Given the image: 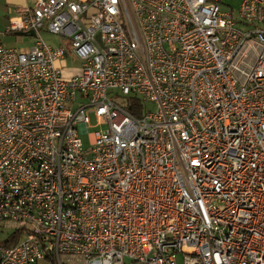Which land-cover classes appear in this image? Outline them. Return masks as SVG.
<instances>
[{"label":"built area","instance_id":"obj_1","mask_svg":"<svg viewBox=\"0 0 264 264\" xmlns=\"http://www.w3.org/2000/svg\"><path fill=\"white\" fill-rule=\"evenodd\" d=\"M16 11L35 43L0 44V264H264V0Z\"/></svg>","mask_w":264,"mask_h":264},{"label":"rangeland","instance_id":"obj_2","mask_svg":"<svg viewBox=\"0 0 264 264\" xmlns=\"http://www.w3.org/2000/svg\"><path fill=\"white\" fill-rule=\"evenodd\" d=\"M242 3V0H223V7L226 10H229L232 12L233 16L239 20V8ZM239 26H242V24H239ZM42 35L44 39L50 43V44H59V36L53 33H50L48 31H43ZM35 43V37L31 35H24V34H18L15 32H5L2 30V27L0 26V44H3L8 47H16L18 49L30 47ZM62 66H64L63 70L66 75L72 74V73H79L81 71L80 69V61L76 58L68 56V58L60 63ZM119 91L113 90L110 92V95L114 98L118 96ZM144 103V102H143ZM145 108L147 110H154L156 109V106L153 103H149L145 101ZM90 120L92 126L88 128L87 132L81 133L83 143L85 147H89L90 142V135L91 133H94L99 130H103L107 128L106 124H97V118L93 113L90 114ZM180 263V262H179Z\"/></svg>","mask_w":264,"mask_h":264},{"label":"crops","instance_id":"obj_3","mask_svg":"<svg viewBox=\"0 0 264 264\" xmlns=\"http://www.w3.org/2000/svg\"><path fill=\"white\" fill-rule=\"evenodd\" d=\"M35 0H0V26L7 32L10 19L17 14V7L33 6Z\"/></svg>","mask_w":264,"mask_h":264},{"label":"trees","instance_id":"obj_4","mask_svg":"<svg viewBox=\"0 0 264 264\" xmlns=\"http://www.w3.org/2000/svg\"><path fill=\"white\" fill-rule=\"evenodd\" d=\"M145 107L143 101L140 98L133 97L129 100V110L135 114L140 116L143 112V108Z\"/></svg>","mask_w":264,"mask_h":264},{"label":"water","instance_id":"obj_5","mask_svg":"<svg viewBox=\"0 0 264 264\" xmlns=\"http://www.w3.org/2000/svg\"><path fill=\"white\" fill-rule=\"evenodd\" d=\"M18 34L35 36V31H30L29 33H27V32H18Z\"/></svg>","mask_w":264,"mask_h":264}]
</instances>
